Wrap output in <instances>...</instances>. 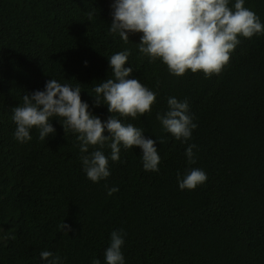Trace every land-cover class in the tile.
Instances as JSON below:
<instances>
[{
	"label": "trees",
	"instance_id": "1",
	"mask_svg": "<svg viewBox=\"0 0 264 264\" xmlns=\"http://www.w3.org/2000/svg\"><path fill=\"white\" fill-rule=\"evenodd\" d=\"M113 2L0 0V264H47L44 250L66 258L63 264H106L110 234L121 229L125 264H264V34L240 37L219 74L175 76L139 52L141 33L127 43L110 34ZM245 7L264 24V0H245ZM124 50L129 78L154 91L156 102L135 119L113 115L146 137L166 138L156 145L159 171L144 170L141 149L121 145L120 160L109 159L111 175L92 182L77 134L64 133L56 118L45 140L35 127L30 141L15 139L11 110L51 78L79 86L90 111L106 120L107 105L95 107L91 95L112 77L108 57ZM169 97L189 103L197 128L187 143L156 119ZM193 143L189 164L185 150ZM103 151L110 157L107 145ZM192 168L207 180L181 190L177 175Z\"/></svg>",
	"mask_w": 264,
	"mask_h": 264
},
{
	"label": "clouds",
	"instance_id": "2",
	"mask_svg": "<svg viewBox=\"0 0 264 264\" xmlns=\"http://www.w3.org/2000/svg\"><path fill=\"white\" fill-rule=\"evenodd\" d=\"M111 8L110 34H119L127 43L130 33H141L137 44L139 52L147 56L149 62L161 60L175 76H183L188 70L203 72L206 77L219 74L240 44V37L264 34V24L253 10L245 7V0H235L231 6L230 0H114ZM93 14L88 13L89 17ZM130 54L129 50H124L108 57L112 77L93 88L94 106L107 105L111 114L106 120L102 121L90 111L89 104L81 98L79 86L61 84L51 78L46 81L44 90L25 93L22 104L11 110L16 125L15 139L21 143L30 141V131L35 127L39 130V139L45 140L55 134L51 120L56 118L64 133L71 130L77 134L83 170L92 182L98 183L111 175L109 159L120 160L121 145L124 149H141L144 170L159 171L156 145L165 143L166 138L146 137L143 129L125 124L113 115L135 119L150 113L156 102L154 91L139 79L129 78L134 70L125 67ZM167 105V111L158 112L156 119L164 131L187 143L197 128L187 99L169 97ZM106 145L111 150L110 157L103 151ZM196 147L194 143L188 144L185 150L189 164L196 162L193 151ZM177 180L181 190H194L206 182L207 174L192 168L183 176L178 173ZM116 191L118 188H110L108 194ZM62 228L71 230L65 223ZM124 235L122 229L111 232L110 244L104 251L106 264H125ZM40 258L47 264H63L66 259L48 250L41 251ZM92 264H100V261L93 259Z\"/></svg>",
	"mask_w": 264,
	"mask_h": 264
}]
</instances>
